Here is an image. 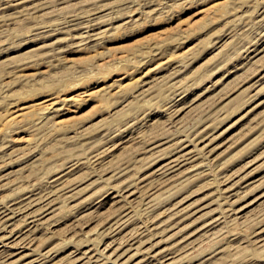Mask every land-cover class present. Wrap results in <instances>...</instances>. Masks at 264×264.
<instances>
[{
    "label": "rangeland",
    "instance_id": "rangeland-1",
    "mask_svg": "<svg viewBox=\"0 0 264 264\" xmlns=\"http://www.w3.org/2000/svg\"><path fill=\"white\" fill-rule=\"evenodd\" d=\"M6 1L0 242L21 244L0 243V264H95L92 246L118 264H264V0ZM179 146L194 161L161 174Z\"/></svg>",
    "mask_w": 264,
    "mask_h": 264
},
{
    "label": "bare ground",
    "instance_id": "bare-ground-1",
    "mask_svg": "<svg viewBox=\"0 0 264 264\" xmlns=\"http://www.w3.org/2000/svg\"><path fill=\"white\" fill-rule=\"evenodd\" d=\"M2 1H3V0H2ZM8 1H9V0H8ZM8 1H6V2L8 3ZM22 1H24V0H22ZM33 1H34V0H28L27 2H32V3H34L35 1H34V2H33ZM39 1H41V0H39ZM46 1H47V0H46ZM6 2H5V3H6ZM19 2H21V1H19ZM47 2H50V1L48 0ZM14 3L17 4L18 2H14ZM21 3H23V2H21ZM37 3H38V0L36 1V5H37ZM41 3L43 4L44 1H42ZM18 4H19V3H18ZM45 4H47V3H45ZM48 4H49V3H48ZM5 5H6V4H5ZM7 5H8V4H7ZM10 5H13V6H14L15 4H10ZM10 5H9V7H11ZM20 5H21V4H20ZM26 5H28V4H26ZM3 6H4V5H3ZM15 6L17 7V5H15ZM15 6H14V7H15ZM23 6L25 7V5H23ZM28 6L31 7V5H28ZM32 6H33V5H32ZM46 6H47V5H46ZM38 7H42V5L40 6V4H39V6H37L35 9H37ZM4 8H5V7H4ZM7 8H8V7H7ZM7 8H5V9H7ZM17 8H18V7H17ZM22 8H23V7H22ZM22 8H21V9H22ZM25 8H26V7H25ZM45 8H48V6L45 7ZM9 9H10V8H8V10H9ZM26 9H28V7H27ZM31 9H32V7H31ZM33 9H34V7H33ZM41 9H43V8H40V10H41ZM2 10H3V9H2ZM16 10H18V9H16ZM16 10H14V11L16 12ZM19 10H20V9H19ZM23 10H25V9H23ZM29 10H30V9H28V11H29ZM21 11H22V10H21ZM21 11H20V12H21ZM30 11H31V10H30ZM34 11L36 12V10H34ZM34 11H33V12H34ZM17 12H18V11H17ZM17 12H16V13H17ZM20 12H19V13H20ZM22 12H24V11H22ZM26 12H27V11H26ZM33 12H28V14H29V13H33ZM35 12H34V13H35ZM36 13H37V12H36ZM20 14H21V13H20ZM23 14H26V13H23ZM16 15H18V14H16ZM261 15H262V14H260V16H261ZM75 21H76V20H75ZM91 21H92V20H91ZM71 24H72V22H71ZM78 24H79V23H78ZM78 24H77V25H78ZM88 24H89V23H88ZM91 24H92V22H91ZM94 24H95V23H93V25H91V26H94ZM69 25H70V24H69ZM86 25H87V24H86ZM66 26H67V25H66ZM72 26H73V24H72ZM79 26H81V25H79ZM79 26H78V27H79ZM95 26H98V23H97V25H95ZM64 27H65V26H64ZM74 27H75V25H74ZM87 27H88V26H87ZM69 28H70V27H69ZM72 28H73V27H72ZM72 28H70V29H72ZM82 28H83V25H82ZM59 29H60V28H59ZM62 29H63V28H62ZM77 29H78V28H77ZM84 29H85V28H84ZM91 29H92V28H91ZM60 30H61V29H60ZM72 30H73V29H72ZM75 30H76V27H75ZM85 30H86V29H85ZM89 30H90V29H89ZM93 30H94V29H93ZM61 31H62V30H61ZM73 31H74V30H73ZM76 31H77V30H76ZM76 31H75V32H76ZM80 31H81V30H80ZM86 31H87V30H86ZM69 33H70V32H69ZM86 33L89 34V32H86ZM88 34H87V35H88ZM96 34H97V33H96ZM73 35H74V34H73ZM78 35H79V34H78ZM92 35H93V34H92ZM69 36H70V35H69ZM90 36H91V35H90ZM75 37H76V35H75ZM75 37H74V39H75ZM84 37H86V36L84 35ZM91 37H92V36H91ZM91 37H90V38H91ZM95 37H96V35H95ZM72 38H73V37H72ZM72 38H71V39H72ZM77 38H79V37L77 36ZM86 38H87V37H86ZM86 38H85V39H86ZM87 42H88V41H87ZM259 43H260V42H259ZM256 45H257V44H256ZM257 51L260 52L259 50H257ZM248 52H249V51H248ZM254 52H255V51H254ZM249 53H250V52H249ZM246 57H247V56H246ZM248 58H249V57H248ZM256 83H257V82H256ZM258 84H259V82H258ZM258 84H256V85H258ZM251 87H252V85H250V88H251ZM177 102H178V101H177ZM179 105H180V104H179ZM186 139H188V142H189L190 139H189V138H186ZM192 139H193V138H192ZM184 140H185V139H183V141H184ZM194 140H195V139H194ZM190 142L193 143V145H192L193 147L196 146V145H194L195 143H194L193 140L190 141ZM195 142H196V141H195ZM182 143H183V142H182ZM182 143H181V144H182ZM185 143H186V142H185ZM184 145H187V146H188V143H187V144H184ZM177 146H178V144H177ZM187 146H185L186 150H187V148H188ZM183 147H184V146H183ZM183 147H182V150H181V151H177L179 148H181V146H179V147H175V148H177V149H175L176 151H175L174 153L172 152V154H170L168 157L166 156V158H163V159H167L168 162H166V164L163 165V167H162V165L159 166L160 168L162 167V169L159 171L161 174H164V175H166L167 173L170 174L169 172H172V171H174V170H177V168H179V167L181 168V167H183L184 165H186L187 163H190V160L193 159V158H192V154H193L192 151H193L194 148L192 149V151H190L191 149H188L189 151H187L186 153H183V152H184V148H183ZM189 147H190V146H189ZM173 148H174V147H173ZM196 148H198V147H196ZM198 149H199V148H198ZM194 150H195V149H194ZM168 151H169V150H168ZM173 151H174V149H173ZM199 151H200V149H199ZM199 151H196V153L198 152V154H199ZM201 152H202V151H201ZM201 152H200V153H201ZM181 153H183V154H181ZM168 154H169V153H168ZM168 154H167V152H166V155H168ZM180 154H181V155H180ZM203 154H204V153H203ZM163 156H165V153H164ZM163 156L161 155V157L159 156V158L162 159ZM198 156L201 157L200 154H199ZM203 156H204V155H203ZM193 157H195V154H194ZM159 158H157V159H159ZM191 158H192V159H191ZM201 158H202V157H201ZM205 158H206V157H205ZM193 161H194V159H193ZM163 163H164V162H163ZM163 163H162V164H163ZM199 163H200V164H199ZM202 163H203V162H202ZM202 163H201V162H198V163H196V165H197V164L201 165ZM190 164H191V163H190ZM199 165H198V166H199ZM202 165H203V164H202ZM202 165H201L200 167H202ZM187 166H188V165H187ZM159 167H158V170L160 169ZM185 167H186V166H185ZM192 167H196L195 164H194V166H192ZM192 167H191V168H192ZM189 169H190V168H189ZM192 169H193V168H192ZM192 169H190V170H192ZM180 170H181V169H180ZM194 170H196V169H194ZM197 170H198V169H197ZM68 172H69V171H68ZM177 172H178V171H177ZM186 172L189 173L188 171H186ZM69 173H72V172H69ZM160 173H159V174H160ZM175 173H176V172H175ZM184 173H185V172H183V174H184ZM155 174H156V173H155ZM189 174H190V173H189ZM250 174H251V173H250ZM250 174H249V175H250ZM164 175H161V176L159 175V176H160V178H161V177H163ZM249 175H248V176H249ZM157 176H158V175H157ZM157 176H156V177H157ZM169 176H170V175H169ZM169 176H168V178H169ZM153 177H154V176H153ZM156 177H154V179H155ZM165 177H167V176H165ZM235 177H236V176H235ZM246 177H247L246 175H245V177H244V175H243V178H242V179L244 180V178H246ZM157 178H158V177H157ZM157 178H156V181L158 180ZM163 178H164V177H163ZM170 178H171V177H170ZM55 179H56V178H55ZM57 179H58V178H57ZM61 179H64V180H65V178H61ZM230 179H232V177H230ZM230 179H229V180H230ZM163 180H164V179H163ZM166 180H167V179H166ZM169 180H170V179H169ZM243 180H242V181H243ZM55 181H56V180H55ZM58 181H60V180H58ZM58 181H56V182H58ZM160 181H161V180H160ZM226 181H228V180L226 179ZM244 181H245V180H244ZM249 181H250V180H249ZM53 182H54V181H53ZM56 182H54V184H55ZM64 182H66V180H65ZM151 182L153 183V182H155V180H154V181L152 180ZM229 182H230V181H229ZM50 183H51V182H50ZM224 183H226V182H224ZM232 183H233V180H232ZM51 184H52V183H51ZM56 184H57V183H56ZM58 184H59V183H58ZM58 184H57V185H58ZM61 184H62V182H61ZM222 184H223V183H222ZM237 184H240V185H241V184H242V185L244 184L245 186L248 185V183L245 184V183H241V182H238V183L234 184L233 187H232V185H229V186L232 187V188H231L232 191L234 190V188H235V186H236ZM250 184H251V183H250ZM250 184H249V185H250ZM244 185H243V186H244ZM249 185H248V186H249ZM51 186H52V185H51ZM131 186H133V185H131ZM222 186H224V185H222ZM222 186H221V187H222ZM227 186H228V184H227ZM227 186H226V187H227ZM224 187H225V186H224ZM237 187H238V186H237ZM239 187H240V186H239ZM241 187H242V186H241ZM246 187H247V186H246ZM48 188H50V187H48ZM59 188H60V187H58V189H59ZM62 188H63V187H62ZM67 188H68V187H67ZM222 188H223V187H222ZM222 188H221V189H222ZM227 188H228V187H227ZM52 189H53V188H52ZM56 189H57V188H56ZM46 190H47V189H46ZM49 190H51V189H49ZM63 190H65V189H63ZM223 190H224V189H223ZM238 190H239V189H238ZM43 191H44V190H43ZM52 191H53V190H52ZM56 191H57V190H56ZM123 191H124V190H123ZM234 191H235V190H234ZM50 192H51V191H50ZM53 192H54V191H53ZM58 192H59V191H58ZM62 192H63V191H62ZM117 192H118V191H117ZM224 192H225V191H224ZM54 193H55V192H54ZM63 193H65V192H63ZM121 193H122V192H121ZM221 193H222V192H221ZM233 193H234V192H233ZM238 193H239V192H237L236 194H238ZM43 194H45V193H43ZM43 194L41 193V195H43ZM47 194L49 195V193H47ZM57 194H58V193H57ZM57 194H56V195H57ZM118 194H119V193H118ZM118 194H117V195H118ZM218 194H219V193H218ZM50 195H51V194H50ZM52 195H53V194H52ZM54 195H55V194H54ZM58 195H61V194H58ZM120 195H123V194H120ZM61 196H63V194H62ZM64 196H65V195H64ZM129 196H130V195H129ZM220 196H221V195H219V197H220ZM222 196H223V195H222ZM39 197H40V196H39ZM45 197H46V196H45ZM120 197H121V196H120ZM54 198H55V197L51 198L50 200H52V199H54ZM56 198H58V196H56ZM60 198H61V197H60ZM108 198H109V197H108ZM116 198H117V197H116ZM122 198H123V197H122ZM220 198H221V197H220ZM222 198H224V197H222ZM40 199H41V198H40ZM44 199H45V198H44ZM44 199H43V200H44ZM46 199H47V197H46ZM106 199H107V198H106ZM114 199H115V198H114ZM28 200H29V199H28ZM28 200H25V201L28 202ZM57 200H58V199H57ZM57 200H54V201H57ZM64 200H65V199H64ZM104 200H105V199H104ZM221 200H222V199H221ZM25 201H24V202H25ZM36 201H37V200H36ZM48 201H49V200H48ZM54 201L52 200V202H54ZM59 201H61V200H59ZM62 201H63V200H62ZM120 201H121V200H120ZM120 201H119V202H120ZM122 201H123V200H122ZM122 201H121V202H122ZM33 202H34V201H33ZM50 202H51V201H50ZM106 202H107V200H106ZM20 203H21V202H20ZM28 203H29V202H28ZM31 203H32V202H31ZM41 203H42V202H41ZM60 203H61V202H60ZM60 203H59V205H60ZM98 203H99V202H98ZM115 203H117V202H115ZM128 203H129V202H128ZM21 204H23V203H21ZM21 204H19V205H21ZM25 204H26V203H24L23 205H25ZM37 204H39V201H38ZM221 204H222V203H221ZM35 205H36V203H35ZM45 205H46V204H45ZM96 205H97V204H96ZM102 205H103V203H102ZM13 206H14V205H13ZM15 206H16V205H15ZM26 206L28 207L27 204H26ZM33 206H34V205H32V207H33ZM43 206H44V205H43ZM43 206H42L41 208H43ZM47 206H48V202H47ZM94 206H95V205H94ZM222 206H223V205H222ZM2 207H4V206H2ZM7 207H9V206H7ZM7 207H5V208H7ZM19 207L21 208V206H19ZM27 207H26V208L24 207V208H25V211H26V209H28ZM34 207H35V206H34ZM39 207H40V206H39ZM55 207H58V205H57V206L55 205ZM55 207H54V208H55ZM0 208H1V207H0ZM15 208H16V207H14V209H15ZM36 208H37V207H36ZM36 208H35V211H36ZM44 208H45V206H44ZM44 208H43V210H44ZM48 208H49V207H48ZM50 208H51V207H50ZM52 208H53V207H52ZM54 208H53V209H54ZM99 208H100V207H99ZM99 208H98V209H99ZM149 208L151 209V207H149ZM220 208H222V207H220ZM9 209H10V208H9ZM9 209H8V210H9ZM11 209H12V208H11ZM16 209H17V208H16ZM45 209H46V208H45ZM147 209H148V208H147ZM1 210H2V209H1ZM18 210H19V208H18ZM21 210H22V208H21ZM31 210H32V209H31ZM33 210H34V209H33ZM43 210H42L41 212H43ZM58 210H59V209H58ZM6 211H7V210H6ZM9 211H10V210H9ZM23 211H24V210H23ZM23 211H22V213H23ZM35 211H34V212H35ZM55 211H56V209H55ZM95 211H96V210H95ZM148 211H149V210H148ZM218 211H219V210H218ZM15 212H16V211H15ZM18 212H19V211H18ZM26 212H27V211H26ZM26 212H25V214H27ZM29 212H30V211H29ZM37 212H38V211H36V213H37ZM47 212H50V210L47 211ZM52 212H53V211H52ZM52 212H51V213H52ZM170 212H171V211H170ZM216 212H217V211H216ZM216 212H215V213H216ZM2 213H3V212H2ZM174 213H175V212H174ZM217 213H218V212H217ZM9 214H10V213H9ZM15 214H16V213H15ZM15 214H14V215H15ZM29 214H30V213H29ZM31 214H33V213H31ZM31 214H30V216H31ZM34 214H35V213H34ZM52 214H53V213H52ZM172 214H173V213H172ZM218 214H219V213H218ZM21 215H22V214H21ZM38 215H39V214H38ZM38 215H37V216H38ZM42 215H43V214H42ZM174 215H175V214H174ZM174 215H172V216H174ZM1 216H3V215H1ZM169 216H170V215H169ZM180 216H181V215H180ZM9 217H10V216H9ZM9 217H8V219H7L8 221H9ZM22 217H23V216H22ZM35 217H36V216H35ZM132 217H133V216H132ZM135 217H136V216H135ZM177 217H179V215H178ZM218 217H219V216H217V220H219ZM222 217H223V216H222ZM6 218H7V217H6ZM23 218H24V217H23ZM26 218H28V217H26ZM37 218L39 219L40 217L38 216ZM37 218H36V219H37ZM129 218H131V217H129ZM175 218H176V215H175ZM212 218H213V217H212ZM15 219H16V218H15ZM11 220H12V219H11ZM24 220H25V219H24ZM42 220H43V219H42ZM173 220H174V219H173ZM175 220H176V219H175ZM175 220H174V221H175ZM209 220H210V219H209ZM209 220L206 219V222H207V221L209 222ZM213 220H214V219H213ZM1 221H4V217H3V220L1 219ZM12 221H13V220H12ZM30 221H31V220H30ZM32 221H33V220H32ZM37 221H38V220H37ZM128 221H129V220H128ZM134 221H135V220H134ZM5 222H7V221H5ZM10 222H11V221H10ZM24 222H26V221H24ZM24 222H23V223H24ZM39 222H40V221H39ZM126 222H127V221H126ZM126 222H125V223H126ZM167 222H168V221H167ZM206 222H205V224H206ZM212 222H213V221H212ZM212 222L207 223L206 228H208V230H210V228L213 227V226H212V227H210V226H211L213 223H215L216 220H215L213 223H212ZM0 223H1V222H0ZM7 223H8V222H7ZM26 223H27V222H26ZM36 223H37V222H35V224H36ZM41 223H42V222H41ZM122 223H123V222H122ZM125 223H124V224H125ZM127 223H128V222H127ZM129 223H130V222H129ZM222 223H223V222H222ZM222 223H221V224H222ZM1 224H2V223H1ZM24 224H25V223H24ZM28 224H29V223H28ZM28 224H27V225H28ZM217 224H218V223H217ZM221 224H220V225H221ZM9 225H10V223H9ZM39 225H40V224H39ZM42 225H43V224H41V227H40V228H42ZM125 225H127V224H125ZM160 225H161V224H160ZM160 225H159V226H160ZM6 226H7V224H6ZM34 226H35V225H34ZM118 226H119V225H118ZM203 226L205 227V225H203ZM216 226H217V225H216ZM216 226H215V227H216ZM37 227H38V225H37ZM115 227L117 228V226H115ZM119 227H120V226H119ZM121 227H122V226H121ZM124 227H125V226H124ZM127 227H128V226H127ZM156 227H157V226H156ZM209 227H210V228H209ZM28 228H29V227H28ZM116 228H115V229H116ZM136 228H137V227H136ZM138 228H139V227H138ZM138 228H137V230H139L140 228H143V227H140L139 229H138ZM147 228H149V227L147 226ZM150 228H151V227H150ZM10 229H11V228H10ZM10 229H8V230H10ZM31 229H33V228H31ZM118 229H119V228H118ZM118 229H117V231H118ZM134 229H135V228H134ZM154 229H155V227H154ZM154 229H153V230H154ZM3 230H4V229H3ZM5 230H7V229L5 228ZM12 230H13V229H12ZM12 230H10V231H12ZM20 230H21V229H20ZM35 230H36V228H35ZM35 230H34V231H35ZM37 230H39V229L37 228ZM37 230H36V231H37ZM113 230H114V227H113L112 230L110 229V231H113ZM132 230H133V229H132ZM135 230H136V229H135ZM143 230H144V228H143ZM143 230H142V232H143ZM150 230L153 232L152 229H150ZM150 230H149V231H150ZM201 230H202V229H201ZM212 230H214V229H212ZM13 231H14V230H13ZM18 231H19V230H18ZM27 231L30 232L31 230L28 229ZM36 231H35V232H36ZM117 231H116V232H117ZM130 231H131V230H130ZM140 231H141V230H140ZM140 231H139V232H140ZM147 231H148V230H147ZM149 231H148V232H149ZM0 232H1V230H0ZM14 232H15V231H14ZM19 232H21V231H19ZM118 232H119V231H118ZM131 232H132V231H131ZM134 232H135V231H134ZM134 232H132V233H134ZM139 232H138V233L136 232V233H137L136 235L140 234ZM211 232H214V231H209V234H210ZM24 233H25V232H24ZM109 233H113V232H108V234H109ZM114 233H115V232H114ZM114 233H113V234H114ZM145 233H146V232H145ZM259 233H260V232H259ZM17 234H19V233L17 232ZM17 234L11 232V234H10L9 236H7V237L5 236V238L1 239L2 241H1L0 243L2 244V247H5V248H13V247H17V246H19L21 243H15V242L18 240V238H19V237H17V238L15 239V237H16ZM116 234H117V233H116ZM119 234H120V233H119ZM148 234H150V233H148ZM211 234H214V233H211ZM109 235H110V234H109ZM109 235H108V236H109ZM125 235H126V234H125ZM204 235H205V232H204ZM24 236H25V234H24ZM24 236H23V238H24ZM118 236H119V235H118ZM119 237H120V236H119ZM119 237H118V238H119ZM122 237H125V236L123 235V236H121L120 238H122ZM126 237H127V238L130 237V235H129V236H126ZM1 238H2V236H1ZM23 238H22V239H23ZM25 238H26V237H25ZM31 238H33V237H31ZM31 238H30V240H31ZM114 238H115V237H114ZM26 239H27V238H26ZM110 239H111V238H110ZM116 239H117V237H116ZM124 239H126V238H124ZM128 239H129V238H128ZM128 239H127V240H128ZM130 239H133V240H132V243L128 240L131 244L135 243V242H134V238H131V237H130ZM112 240H113V239H112ZM19 241H20V238H19ZM27 241H29V239H28ZM116 241H117V240H116ZM17 242H18V241H17ZM20 242H21V241H20ZM113 242H114V241H113ZM120 242H121V241H120ZM122 242H123V241H122ZM126 242H127V241H126ZM28 243H29V242H28ZM110 243H111V240H110ZM26 244H27V243H26ZM113 244H114V243H113ZM120 244H121V243H120ZM138 244H139V243H138ZM138 244L135 243V245H137V246H138ZM87 245H88V244H87ZM89 245H90V243H89ZM108 245H110V244L108 243ZM111 245H112V244H111ZM111 245H110V246H111ZM117 245H119V244H117ZM121 245H122V244H121ZM123 245H124V244H123ZM135 245H134V246H135ZM25 246H26V245H25ZM104 246H105V244H104ZM110 246H109V247H110ZM112 246H113V245H112ZM23 247H24V246H23ZM90 247H91V246H90ZM93 247L95 248V246H92V249H89V250H88V249H87V250L85 249L86 251L84 252V258H85L86 260H88V261H87L88 263L90 262V263H95V264H118V263H117V260H114V258H113L112 256H107V255H105V254H96L97 251L95 252V251L93 250ZM109 247H108V248H109ZM115 247H117V246H115ZM118 247H120V246H118ZM185 247H187V245L184 246V245H182V243H180V244H178V245L175 244V245L170 246V247L168 248V250L166 251V253H167V252H170V253L172 254V252H174V251H179V250L181 251V249L184 250ZM21 248H22V247H21ZM29 248H30V247H29ZM108 248H107V249H108ZM113 248H114V247H113ZM100 249H101V248H100ZM110 249H111V248H110ZM118 249H119V248H116L114 251H115V252H116V250L119 251ZM28 250H29V249H28ZM98 250H99V248H98ZM163 250H164V249H163ZM33 251H34V250H33ZM83 251H84V250H83ZM83 251H82V252H83ZM101 251H102V250H101ZM101 251H100V253H101ZM114 251L112 252V254H115ZM154 252H155V251H154ZM163 252H164V251H163ZM181 252H182V251H181ZM30 253H31V252H30ZM34 253H36V252L34 251ZM34 253H33V254H34ZM43 254H44V253H43ZM43 254H42V255H43ZM75 254H76V253H75ZM109 254H110V253H109ZM143 254H144V253H143ZM146 254H147V256H148L149 258H146V257H147ZM146 254H145V256H146L145 258H146L147 260H149V261H150V260H155L158 256L160 257V255H163L162 252H160V253H158V252H156V253H151V254H153V255H151V254H149V253H146ZM27 255H28V254H27ZM35 255H36V254H35ZM39 255H40V253L38 254V257H39ZM52 255H53V254H52ZM76 255H77V254H76ZM210 255H211V254H210ZM25 256H26V255H25ZM25 256H24V257H25ZM119 256H120V255H119ZM165 256H166V255H165ZM30 257H31V256H30ZM46 257H47V256H46ZM51 257H52V256H50V259H52ZM76 257H77V256H76ZM169 257H171V256H169ZM78 258H80V257H78ZM117 258H118V256H117ZM117 258H115V259H117ZM32 259H34V258H32ZM40 259H42V257H41ZM40 259L38 258V259L31 260V261L29 260V262H28V261H27V263H26V262H24V263L22 262V264H47V263L49 262V260H50V259H49L48 261H46V260H40ZM45 259H46V258H45ZM74 259H75V258H74ZM81 259H82V258H81ZM146 259H145V260H146ZM162 259H163V258L161 257V260H162ZM75 260H76V259H75ZM145 260L142 261V263H145ZM164 260H165V259H164ZM164 260H163V261H164ZM210 260H211V259H210ZM76 261H78V260H76ZM140 261H141V260H140ZM140 261H139V262H140ZM157 261H158V259H157ZM165 261H166V260H165ZM20 262H21V261H20ZM50 262H51V261H50ZM53 262H54V260H53ZM85 262H86V261H85ZM176 262H177V261H176ZM147 263H148V262H147ZM155 263H156V261H155ZM155 263H154V264H155ZM159 263H160V262H159ZM180 263H181V262H180ZM180 263H179V264H180ZM215 263H216V262H215ZM215 263H212V264H215ZM49 264H50V263H49ZM54 264H58V263L55 262ZM83 264H84V263H83ZM86 264H87V263H86ZM145 264H146V263H145ZM156 264H157V263H156ZM171 264H174V263H171ZM177 264H178V262H177Z\"/></svg>",
    "mask_w": 264,
    "mask_h": 264
}]
</instances>
